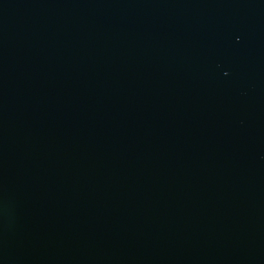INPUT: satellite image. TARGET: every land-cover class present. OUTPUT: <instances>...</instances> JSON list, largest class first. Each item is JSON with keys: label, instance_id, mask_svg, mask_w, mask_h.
<instances>
[{"label": "water", "instance_id": "95a60500", "mask_svg": "<svg viewBox=\"0 0 264 264\" xmlns=\"http://www.w3.org/2000/svg\"><path fill=\"white\" fill-rule=\"evenodd\" d=\"M0 264H264V0H0Z\"/></svg>", "mask_w": 264, "mask_h": 264}]
</instances>
